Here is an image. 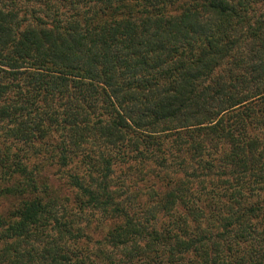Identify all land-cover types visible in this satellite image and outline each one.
I'll return each instance as SVG.
<instances>
[{
  "label": "trees",
  "instance_id": "1",
  "mask_svg": "<svg viewBox=\"0 0 264 264\" xmlns=\"http://www.w3.org/2000/svg\"><path fill=\"white\" fill-rule=\"evenodd\" d=\"M0 264H264V0H0Z\"/></svg>",
  "mask_w": 264,
  "mask_h": 264
},
{
  "label": "rangeland",
  "instance_id": "2",
  "mask_svg": "<svg viewBox=\"0 0 264 264\" xmlns=\"http://www.w3.org/2000/svg\"><path fill=\"white\" fill-rule=\"evenodd\" d=\"M56 187H57V184H54V189H52V191L55 192L56 190H58V188H56ZM53 196L56 198V205L58 206V204H59L60 206H62L60 212H62L64 214H65V212L69 213L70 208L74 204V199H72L73 195L70 192H68V191H62L61 192V191L58 190V192L55 195H53ZM64 198H66L65 201H64ZM8 207H9V203H4L3 206L1 207V211L6 210V208H8ZM90 220H92L91 228L93 229L94 225H95V222H97V219H96L95 216H90ZM100 227H101V229H99V230H101L103 232V235L109 230V224H106V225H103V226H100ZM102 232H100V234H97L95 237H92V238H100L101 237L100 235H102Z\"/></svg>",
  "mask_w": 264,
  "mask_h": 264
}]
</instances>
